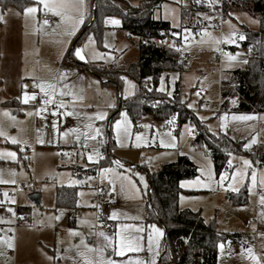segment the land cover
I'll use <instances>...</instances> for the list:
<instances>
[{
    "label": "rangeland",
    "instance_id": "374dc122",
    "mask_svg": "<svg viewBox=\"0 0 264 264\" xmlns=\"http://www.w3.org/2000/svg\"><path fill=\"white\" fill-rule=\"evenodd\" d=\"M127 1L130 5H136L143 0ZM195 1L197 0H165L155 10L154 17L168 20L174 27H179L182 22V6H188ZM220 1L213 0V4ZM89 5L90 0H83L82 8L78 6L77 0H69L67 22H61L60 17L52 15L56 23L48 25H43L40 20L43 11L35 14L36 19L25 16L24 10L27 7L36 6L34 1L24 9L16 6H9L4 11L0 9V15L3 16V20H0V129L5 133L0 136V179L14 181L0 183V201L6 198L4 193H8L18 182L33 181L27 189L18 190L13 196L14 203L10 204L8 209H13L14 214L3 212L0 203V221H5L0 222V237H3L0 240V264H100V260L104 258L117 261L118 264H128L137 258H155L156 264H174L169 258L159 262L165 236L164 226L157 221H147L148 174L182 155L188 156L197 165L199 173L195 177L180 181V187L182 183L184 187H181L179 207L200 212L207 222L214 223L220 231L240 233L242 236L240 241L224 242L223 250L218 247V264H256L246 252L249 248L259 257V264H264V212L259 211V206H264L260 203V196L264 195V165L259 166L253 159L254 153L250 152L259 142L264 143V112H242L229 108L221 110L224 99L221 91L223 88L231 89L233 84L224 83L222 79H228L232 70L244 67L251 55V50L242 46L237 33L245 29L258 30L259 18L247 11L237 10L222 19L221 33V27L214 24L220 16L223 18L221 7H215L209 14L203 13L200 19L194 16L191 25L194 27L201 20L204 26L199 30L185 28L189 30L187 33L183 29L182 42L186 45L191 44L195 37L198 38V44L192 45L188 50V62L182 63L180 70L165 71L161 75L164 87L162 92L171 96L180 82L182 99L209 132L216 136L228 135L237 143H244L242 151L230 152L228 168L218 173L207 148L194 143L195 126L191 121L179 126L176 120L174 124L168 125L167 121L147 113L135 123L127 110L122 108L110 125L115 140L111 160L99 167L97 173L88 174L87 168L99 165L101 159L98 164L91 163L86 158L87 154L95 148L103 157L101 149L105 140L100 137L85 140L81 136L80 140L76 141L75 136L86 131L85 125L90 122L100 126V121L89 120V117H94L98 112L106 113L107 118L104 121L108 122L111 110L118 106L120 96L125 99V96L128 98L135 94L136 82L132 77L125 75L127 81H131L135 87H129L123 79L119 92L115 85L103 83L80 63L99 64L104 67L112 64L117 67L127 61H135L138 54L127 40L126 33L118 25L107 23L112 18L120 20L116 16L105 18L101 40L91 31L83 40L74 43L82 24L77 26L74 34H69V29L81 11L85 19ZM122 7L126 8L127 5L122 4ZM47 15L51 16V13ZM232 33L236 34V37H233L235 43H226L225 38ZM186 35L189 36L188 40H184ZM89 36L94 38L95 43L85 50V54L95 49L105 54L103 59L92 60L89 57L87 61H81L74 56V49L83 46ZM105 44L110 47L105 48ZM218 44H224L223 49ZM230 46H235L234 50ZM71 48L72 53L68 57ZM126 50L130 52L120 62L117 58ZM109 52L110 57L107 55ZM221 52L223 53L219 60L216 56ZM225 53H230L236 58L229 59ZM64 59L68 60L66 77L59 72ZM161 77L158 89L161 88ZM42 82L55 86L54 92L46 87L53 104H42L45 93L36 87ZM200 89L203 94H199ZM25 93L29 96L35 93L36 99H29L28 103H24ZM6 101H12L16 105H7ZM61 104L66 106L67 111H74L79 115H53L52 113L57 111L55 106ZM110 104H115V107H109ZM41 107L47 108L48 111L37 115L36 110ZM64 111L65 108L59 109L60 113ZM121 112H127L131 122V136H121V142L118 143L114 123L122 119ZM40 115L44 117L43 120H39ZM241 116L255 118L233 119ZM202 117L206 119H201ZM53 123L57 124L58 131L52 128ZM145 124L151 127L144 128ZM70 128L76 131L65 136V131ZM137 132L144 134L139 146L135 140ZM169 132L171 135L167 134ZM173 136L176 137L175 140L172 139ZM9 137H15L21 143L13 144ZM161 139L164 141L163 145L160 143ZM254 139L256 142L251 143ZM84 144L88 147H83ZM171 144L176 146H168ZM246 144L251 146L245 148ZM8 151L15 152L16 157H8ZM115 158L124 167L112 163ZM93 159L99 157L94 155ZM244 160L251 161V167L244 165ZM73 166L81 171V175L72 171ZM108 167L114 171H101L102 168ZM209 170L212 173L211 179L208 177ZM236 170L244 175L237 174L235 181L225 180L224 186L218 183L221 174L228 173L231 177ZM253 171L256 173L255 184L251 181ZM52 177L56 181H51ZM124 177H131V182ZM140 177H143V181ZM197 178L199 183L196 182ZM110 180L112 183H109ZM229 183L239 188V191L242 188L247 189L248 201L245 204H236L229 199L228 194L233 192L227 187ZM62 186L76 188V205L71 208L80 212L79 217L70 216L69 207L58 206L56 191ZM33 192L41 194L39 203L31 200ZM101 192L108 193L109 198L99 203L97 199ZM20 206L29 208V217L20 215L17 220L16 210ZM113 212L117 214L118 219H110ZM101 216L115 223L114 234L122 231L120 225L123 224L142 226L145 229L141 233L144 236V251L127 252L124 256H118L113 251L115 245L104 247L107 241L99 233L104 232L110 238H113L114 234L109 230L99 229L102 225L99 221ZM247 219L256 221V226L261 232L256 235L255 228H247ZM153 225L159 228L163 235H158L151 227ZM149 233L153 237L152 253L147 251ZM249 236L252 239H249ZM9 239L13 243L11 248L7 243ZM88 248H103V255L101 256L99 251H88ZM155 252H158V255L154 257Z\"/></svg>",
    "mask_w": 264,
    "mask_h": 264
},
{
    "label": "trees",
    "instance_id": "16d2710c",
    "mask_svg": "<svg viewBox=\"0 0 264 264\" xmlns=\"http://www.w3.org/2000/svg\"><path fill=\"white\" fill-rule=\"evenodd\" d=\"M165 0H143L139 4L130 5L127 0H90L84 23L76 34L74 43L83 40L91 31L101 40L105 27V18L116 16L121 19V30L126 34L141 35L146 38H171L175 44L182 43V33L185 28L197 30L204 26L200 21L196 26L191 22L194 16L201 18L203 13L209 14L215 7H221L223 19L237 10H244L257 16L260 21L258 30L245 29L246 37L241 41L245 48L257 57L250 56L244 67L235 69V76L230 74L224 83H233L231 89L223 88L221 95L224 98L221 110L264 112V0H222L209 7L206 2H192L182 6V22L179 27H174L170 21L157 19L154 12ZM32 0H0V9L9 6L24 9ZM221 3V4H220ZM122 4L127 7L123 8ZM205 22V21H204ZM179 34V35H178ZM234 50L235 46H230ZM135 61L118 65L117 67L100 66L99 64L83 63L87 71L99 77L103 83H110L121 91L122 77L128 75L136 82L134 95L123 99L120 96L118 106L111 110L108 122L100 121L102 135L105 140L102 146L103 159L99 165L87 168L88 174H95L98 168L111 160L112 148L115 140L112 136L111 122L122 108L126 109L133 122L147 113L156 118L168 121L174 115L177 124L191 121L194 126V143L207 148L212 155L218 173L228 168V156L232 150L242 151L243 142H236L228 135L216 136L209 132L196 115L188 108L182 99L181 85L177 83L174 93L169 96L158 89L160 77L165 71L180 70L182 68L178 53L155 43H143L137 51ZM72 48L68 53L71 56ZM151 79H147V78ZM151 89V90H149ZM237 102L232 105L234 97ZM12 101H6L10 105ZM254 153L253 159L259 166L264 165V143L259 142L250 149ZM72 171L81 175V171L72 167ZM197 165L185 155L177 160L163 164L158 170L148 174L149 193L147 200V221H157L164 226L165 236L162 243V253L159 262L173 260L174 264H218V245L221 242H237L242 236L240 233L223 232L217 229L212 222H207L200 212L179 207V195L182 191L180 181L198 175ZM231 201L236 204H245L248 201V192L242 188L239 192L228 194ZM58 206L69 208L76 205L77 190L72 186H62L56 191ZM28 207H18V213L25 215ZM106 225V230L115 232V223L101 216L100 220Z\"/></svg>",
    "mask_w": 264,
    "mask_h": 264
},
{
    "label": "snow or ice",
    "instance_id": "6c2138e0",
    "mask_svg": "<svg viewBox=\"0 0 264 264\" xmlns=\"http://www.w3.org/2000/svg\"><path fill=\"white\" fill-rule=\"evenodd\" d=\"M34 3L36 6H31V7H27L24 10V14L25 16H31L33 19H36V13L39 11H43L44 13H51L52 15L56 16V17H60V21L61 22H67L68 20V14H67V9L69 7V0H34ZM78 6L80 8L83 7V0H77ZM197 3H200V0H197ZM208 4L209 7H212L213 5V0H208ZM0 20H3V16L0 15ZM84 22V16L82 11L80 12V14L75 18V23L72 25V27L69 29V34H74L77 26L79 24H82ZM107 23H110L112 25H119L121 22L118 19H110L107 21ZM42 24L43 25H48L49 24V20L47 18L42 20ZM59 26V25H57ZM186 33L189 31L188 29L184 30ZM233 37H236L235 33H232L231 35H229L228 37L225 38V42L226 43H235V39H233ZM239 40H244L245 36L240 34L237 37ZM189 36H184V40H188ZM94 38L92 36H89L87 38V42L81 46V47H76L74 49V56L77 57L79 60L81 61H87V59L90 57L92 60H96V59H103L105 54L99 53L97 52L95 49H92L91 51H89L87 53V55L85 54V50L89 49V46L94 44ZM145 43H147V41H145ZM162 43H167V41H162ZM217 43H219V41H217ZM174 46V45H173ZM110 46L105 44V48H109ZM107 55L110 57L111 53H107ZM226 56H228L229 59H235L236 57L230 53H225ZM66 73L64 74V76L66 77ZM122 79L127 81L126 77H122ZM147 79H151L150 77ZM127 83L129 84V87L134 88L135 85L132 84L131 81H127ZM36 87H38L40 89L41 92L45 93L44 99L42 100V104L43 105H49V104H53V100L52 98L48 95V93L46 92V87L48 89H51L53 92L55 91V86L52 84H45V83H39L36 85ZM151 90V89H149ZM161 91L164 90L163 87V77H161V88L159 89ZM63 94V93H61ZM170 94V93H169ZM123 95V94H122ZM125 99L127 98L126 96L124 97ZM29 99L35 100L36 99V94L33 93L31 96H29L27 93H25L24 95V99L23 102L24 103H28ZM233 103H235V101H233ZM57 108L56 112H53V115H64V116H73V115H79L78 113L74 112V111H67L66 110V106L61 104L58 106H55ZM109 107L114 108L115 104H110ZM189 107H191V105H189ZM60 108H65V111L63 113L59 112ZM45 111H48L47 108L45 107H41L40 109L36 110V114L39 115ZM32 113H29V115H31ZM120 116L122 117V119H118L115 121L114 123V129L116 131V138H117V142L120 143L121 140V136H124L126 138H130L131 133H130V120L127 117V112H121ZM107 118V114L104 112H98L94 115V117H89V120H98V121H103ZM244 119V120H251L254 119L255 117L253 116H241V117H233V119ZM177 117L174 115L171 119H169L167 121L168 125H172L174 124V122L176 121ZM201 119H206V118H201ZM144 128H150V125H143ZM52 128L54 130L58 131V126L56 123L52 124ZM192 128L194 129V126H192ZM85 129L86 131L79 133L78 135L75 136L76 141H79L81 136L84 137L85 140L88 139H96L97 137H100L102 135L101 133V128L97 127L94 125V123H88L85 125ZM211 131V129H209ZM75 129H67L64 133V135L66 136L69 132H75ZM189 131L191 132L192 129H189ZM168 135H171V132L167 133ZM5 133L3 132L2 129H0V136H4ZM8 139H10L11 143L13 144H19L21 143L19 140H17L15 137H9ZM144 139V134L137 132L135 134V140L137 142V146H139L140 142ZM152 139H155V136L152 137ZM173 140L176 139V137H172ZM255 139L251 142V143H255ZM40 143H44V141H40ZM161 145H163L164 141L163 139H161L160 141ZM122 146V145H121ZM170 147H175V144H171L168 145ZM251 145L250 144H246L244 147L245 148H249ZM83 147L87 148L88 145L84 144ZM23 150V149H21ZM6 155L8 157H12L15 158L16 157V153L12 152V151H8L6 153ZM83 155V154H81ZM98 156L99 159H93V157ZM229 155H231V153H229ZM87 160L91 163H99L100 159H103L102 156L99 155L98 151L94 148L92 150V152H89L87 154ZM112 163L116 164L118 167H124V165H122L120 163L119 160H114ZM244 165H246L247 167H251V161L249 160H244L243 161ZM229 166H231V161H229ZM101 171L103 173H110L113 172L114 170L110 167L108 168H102ZM237 174L240 175H244L242 173H239V170L234 171L231 174V177H229L228 173H224L221 174L219 177V181L218 183L221 186H224V182L225 180L231 179L232 181H235ZM122 175V174H121ZM208 177L209 179L212 178V173L211 170H209L208 172ZM91 179V178H89ZM124 179H127L131 182V177H124ZM140 180L143 181V177H140ZM251 181L253 184H255L256 182V173L255 171L252 172L251 175ZM197 183L200 182L199 178H197ZM0 183H14V181H5L3 179H0ZM77 183H80L79 181H77ZM109 183H112V181L110 180ZM146 186V185H145ZM205 186H207L205 184ZM181 187H184V184H181ZM227 187L231 188V190L233 192H239V188L233 187L231 183H229L227 185ZM113 191L115 190L114 185H113ZM102 191V190H101ZM4 196L7 197L8 193H4ZM14 203V200L12 201ZM0 203H3L2 201H0ZM260 203L262 205H264V195L260 196ZM7 211L9 212H13V209L9 208L7 209ZM264 215V214H262ZM57 219H59V217H57ZM110 219L116 220L118 219L117 214L115 212L112 213ZM0 222H5V221H0ZM152 228H154L155 232L158 235H163L162 231L159 228H156L155 225L151 226ZM120 228L122 229V231H118L114 234L113 238L108 237L104 232H100L99 235L104 237V240L107 241V243L105 244L104 247H109L112 245H115V247H113V251L116 255L118 256H124L127 252H141L144 251V245L142 243V241L144 240V236L141 235V233H143L145 231V229L142 226L139 225H135V224H123L120 225ZM3 237H0V240H2ZM148 245H147V251L152 253L153 252V237L152 234L149 233L148 237ZM8 243V247H13V243L12 240L9 239L7 241ZM87 247V246H86ZM218 247L223 250L224 249V242H221ZM88 251H99L101 253V256L103 255V248L100 249H92V248H88ZM246 252L248 254V256L253 260L256 261V264H259V257H257L253 251V249L249 248L246 249ZM156 255H158V252L153 253V256L155 257ZM100 264H118L117 261H114L112 259H108V258H104L100 260ZM128 264H156V260L155 258L151 259V260H142L137 258L134 262L133 261H129Z\"/></svg>",
    "mask_w": 264,
    "mask_h": 264
},
{
    "label": "built area",
    "instance_id": "2783aa9c",
    "mask_svg": "<svg viewBox=\"0 0 264 264\" xmlns=\"http://www.w3.org/2000/svg\"><path fill=\"white\" fill-rule=\"evenodd\" d=\"M201 1L202 2H206V0H201ZM40 18H41V20L47 18L49 20V24L56 21L55 18H53V17H51V16H49L47 14H42ZM222 19L223 18H221V16H220V19L216 20L214 24L217 25V26H219V27H221L222 26V21H223ZM220 30H221L220 32L223 33L222 27L220 28ZM237 34L238 35L242 34V35H244L246 37V31H240ZM126 38H127L128 41L131 42L132 48L135 49L136 51L140 50L141 45L143 43H145V41H147V43H150L151 42V43H155L157 45L164 46V47L169 48V49H173V50H175L178 53L179 59L183 63H186L189 60V57H188L189 56V52H188L189 48L192 45L198 44V38L197 37H195L194 41L191 44H188V45H186L183 42L182 43H179V44H175L173 42V39H171V38H166V39L153 38V39H151V38H146V37H143L141 35H135V34H127L126 35ZM162 41H167V43H162ZM218 45L220 46V48L223 49L224 44H218ZM222 53L223 52L217 54L216 58L220 60L221 57H222ZM250 56L257 57V54L256 53H251ZM108 67L110 68V67H112V65H108ZM59 72L62 73V74H65V73L68 72V60L67 59H64L62 61V63L60 64ZM230 74L232 76H235V73L233 71H231ZM202 93H203V90H200V94H202ZM237 100H238V97L235 96L234 99H233V101H235V103H236ZM235 103H232V105H234ZM43 118H44L43 116H41V115L39 116V120H43ZM51 181H56V179L53 177V178H51ZM32 183H33V181H31V183L30 182H18L14 187H11L9 189V192H8V195L9 196L6 197L3 200V203H2L3 212H8L7 211L8 206L13 203L12 202L13 201L12 198L17 193V191L18 190H25V189H27ZM108 198H109L108 193L101 192V193L98 194L97 201L99 203L100 202H104V201H107ZM259 211L260 212H264V206H261L260 205L259 206ZM16 212H17L16 219L18 220V219H20V214L18 213V208H17ZM68 213L72 217H79L80 216V212L74 210L73 208H69ZM256 225H257V222L254 221V220H250V219H247V221L245 223V226L247 228H255L256 229L255 230V234L257 235L259 232H261V230H259ZM99 229L100 230H102V229H105L106 230V225L102 223V225L100 226ZM262 231H264V229H262ZM249 239H252V237L249 236Z\"/></svg>",
    "mask_w": 264,
    "mask_h": 264
},
{
    "label": "crops",
    "instance_id": "0c3cea01",
    "mask_svg": "<svg viewBox=\"0 0 264 264\" xmlns=\"http://www.w3.org/2000/svg\"><path fill=\"white\" fill-rule=\"evenodd\" d=\"M32 1H34V0H32ZM87 12V11H86ZM43 14H47V13H43ZM41 17V16H40ZM51 17H53L52 16V14H51ZM55 17V16H54ZM53 17V18H54ZM85 17H86V14H85ZM40 20H41V18H40ZM85 20V19H84ZM120 22H121V19L119 20ZM53 23H56V21L55 22H53ZM52 23V24H53ZM84 23V22H83ZM83 23H82V25H83ZM82 25L80 26V28H79V30L81 29V27H82ZM119 26V28H120V26H121V23L118 25ZM121 29V28H120ZM79 30H78V32H79ZM199 30V29H198ZM127 35V34H126ZM129 52H130V50H126V51H124L120 56H118V60L121 62L122 61V59L123 58H126L127 56H128V54H129ZM137 52V51H136ZM136 55V54H135ZM136 58H137V55H136ZM129 59V58H128ZM118 62V61H117ZM129 63H131L130 61H127L126 63H121V64H123V65H125V64H129ZM108 65H112V64H108ZM113 66V65H112ZM232 71H234V70H232ZM200 90H202V89H200ZM200 90H199V94H200ZM203 94V93H202ZM13 106L14 105H16V103H13L12 104ZM1 106V105H0ZM116 159V158H115ZM118 160V159H117ZM74 167V166H73ZM53 178V177H52ZM33 193H38V192H33ZM3 202V201H2ZM24 217H25V215H23ZM27 217H29V212H28V214H27ZM27 217H25V218H27Z\"/></svg>",
    "mask_w": 264,
    "mask_h": 264
},
{
    "label": "water",
    "instance_id": "95a60500",
    "mask_svg": "<svg viewBox=\"0 0 264 264\" xmlns=\"http://www.w3.org/2000/svg\"><path fill=\"white\" fill-rule=\"evenodd\" d=\"M31 200H33L35 203H39L41 201V194L40 193H33L30 196Z\"/></svg>",
    "mask_w": 264,
    "mask_h": 264
}]
</instances>
